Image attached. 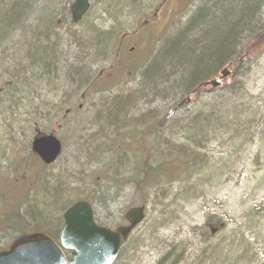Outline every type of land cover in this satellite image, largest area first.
<instances>
[{
    "label": "rangeland",
    "instance_id": "1",
    "mask_svg": "<svg viewBox=\"0 0 264 264\" xmlns=\"http://www.w3.org/2000/svg\"><path fill=\"white\" fill-rule=\"evenodd\" d=\"M89 1L87 16L74 25V0H34L33 15L23 25L28 31L0 42V87L10 81L11 89L18 90L14 101H0V214L14 211L16 217L14 223H0V235H8L0 251L24 231H45L38 227V208L50 197L47 188L59 186L67 188L59 225L44 226L55 240L65 210L89 196L97 223L111 229L125 224L130 208L146 206V220L124 246L119 264H156L183 242L194 255L206 245V226L216 232L222 228L226 237L245 232L264 263V39L251 38L249 61L236 77L229 67L218 69L208 81L219 80L225 69L231 76L219 89L208 86L185 104L177 78L165 94L169 86L150 91L147 84L163 77L160 59L169 61L173 38L207 0ZM259 11L264 25V0ZM31 30L65 62L44 76L25 70L31 63L24 62L21 43L35 42ZM34 76L41 78L35 82ZM125 104L130 109L125 111ZM50 107L55 111L49 112ZM211 107L222 124L238 117L229 131L228 125H218L214 134L202 133L197 189L181 194L179 185L136 186L139 161L150 165L151 152L165 159V142L172 148L187 144V132L177 135L180 127H188L187 114H210ZM171 113L172 125H164L159 117ZM57 129L62 154L47 167L31 145L38 133ZM151 147L146 155L144 148Z\"/></svg>",
    "mask_w": 264,
    "mask_h": 264
},
{
    "label": "trees",
    "instance_id": "2",
    "mask_svg": "<svg viewBox=\"0 0 264 264\" xmlns=\"http://www.w3.org/2000/svg\"><path fill=\"white\" fill-rule=\"evenodd\" d=\"M262 3L263 0H208L205 5L198 7L185 27L173 38L171 43L173 52H170L172 56L169 61L163 62L162 54L159 57V59L161 58L159 70L163 72V77L151 78L147 86H151L152 90L157 87L169 86L162 91L163 94L169 93L173 87L171 85V83L173 84L172 79L176 80L177 78L179 84L176 87L180 85L178 88L184 91L182 100L185 104H188L193 102L191 101L192 98L198 96L200 91L203 90L204 83L218 69L229 67L232 69L233 77H236L238 68L244 64V61H249L248 45L251 38L264 39V25H261L262 20L259 17ZM35 6L34 0H0V42L5 39L17 38L19 34L28 31L24 30L23 25L27 21V17L33 15ZM49 18L51 19V16ZM48 27L50 26L47 24ZM251 32L252 35L247 36ZM30 33L33 35L32 38L35 42L31 44L21 43V48L24 49L23 53H26L24 62L31 63L28 64L25 70L38 71L44 76L53 68H56V63H65L61 56H56L53 49L45 46V39L36 36L34 30H31ZM169 46L168 44L166 48ZM31 52L32 55L29 58ZM25 58H28L31 62ZM162 62L166 64L165 68ZM72 70L70 74L74 76L75 72ZM33 74L37 75V73ZM40 78V76H34L31 80L38 82ZM7 84L9 85L0 87V92L4 94L3 97L0 94V101L2 102L14 101L17 96L16 92L18 90L11 89L10 85H13L10 81ZM200 86L201 88H199ZM129 106L128 104L123 105L125 111L130 109ZM173 109L181 110L182 108ZM233 109L234 112L240 111L236 107H233ZM216 110V107H211L210 114L202 113L201 110H195L187 114L185 120L189 122L188 127H180L181 132L177 133V135L188 133V135L186 134V137L188 136L186 138L187 144L185 142L184 144L175 143L172 148L168 142H165L164 145L167 148L162 151L167 154L165 159H156V154L154 155L151 152L154 147L144 148L146 155L151 152L149 154L151 162H148L150 165L147 166L143 161H139L136 186L146 190L164 185H179L183 189L181 194L197 189L199 179L194 180V177L197 176L196 171L204 158L203 153L201 154L200 151L202 148L200 144L202 133L206 135L214 134L218 125L223 127L228 125L226 130L229 131L238 117L235 116L234 121L230 124H222L219 119L215 118L214 113ZM227 113L230 112L227 111ZM175 127L178 126L175 125ZM156 131L153 132L154 135ZM155 150L159 153V149L155 148ZM204 164L205 170L207 160L201 165ZM66 192L67 188L65 187L53 186L47 188L50 197H45L46 201L43 206L38 208L41 215L37 218L39 220L38 227L44 229L43 233L52 238H54L53 235L44 226L46 223L52 226L54 222L59 225L58 215L65 205L63 197ZM87 197L81 200H86L92 205L93 199ZM15 220L16 217L14 216L11 223H14ZM11 227L13 226L11 225ZM18 228L17 225L16 229ZM216 229L217 232L214 228L210 230L208 226L202 229L204 234L206 233L204 238L206 245L196 249L194 255L187 253V245L183 242L177 247H172L156 264H264L258 259L259 253L256 244H251L245 238V232L234 231L231 236L226 237L222 228H220V231L219 228ZM221 234V240L218 243H211L216 241L215 237ZM124 251L123 247L115 264H119L118 262L121 260ZM66 254L69 255V253Z\"/></svg>",
    "mask_w": 264,
    "mask_h": 264
},
{
    "label": "water",
    "instance_id": "3",
    "mask_svg": "<svg viewBox=\"0 0 264 264\" xmlns=\"http://www.w3.org/2000/svg\"><path fill=\"white\" fill-rule=\"evenodd\" d=\"M90 10L89 0H75L71 6L73 24H79ZM230 76L221 72L220 80ZM214 89L221 83L212 80L204 84ZM32 151L45 165H52L62 153V144L54 135L39 136L32 143ZM128 225L112 230L97 225L94 209L81 200L69 207L63 215L60 244L43 233L17 239L8 250L0 253V264H115L123 245L146 219V207L129 209L125 216ZM64 251L71 252L68 260Z\"/></svg>",
    "mask_w": 264,
    "mask_h": 264
},
{
    "label": "flooded vegetation",
    "instance_id": "4",
    "mask_svg": "<svg viewBox=\"0 0 264 264\" xmlns=\"http://www.w3.org/2000/svg\"><path fill=\"white\" fill-rule=\"evenodd\" d=\"M70 18H72L71 13H70ZM207 87H208V86H207ZM207 87H205V88H207ZM83 97H84V96H83ZM51 109H52L53 111H55V107H54V108H53V107H52V108L50 107V108H49V112H51ZM69 113H70V112H67L66 114H69ZM58 130H59V129L54 130L53 132H51L50 134H47V135H46V134H40V133H38L37 136L34 138V140H35L36 138H38L39 136L41 137V136L54 135V136L56 137V133H57ZM57 138H58V137H57ZM34 140H33V141H34ZM60 142H61L62 147H63V143H62L61 140H60ZM58 160H59V159H58ZM58 160H57V161H58ZM38 161L41 162L40 159H38ZM57 161H56V162H57ZM56 162H55V163H56ZM53 164H54V163H53ZM53 164H52V165H53ZM52 165H49V166H47V167H50V166H52ZM14 216H15L14 211H13L11 214H10L9 212H8V213H6V212H2V214H0V223L2 222V224H3L4 226L7 225V224H10L11 221H12V218H13ZM10 229H13V227L10 226ZM25 233H26V232L24 231V232H23L20 236H18L16 239H18V238H20V237H22V236H24V235L31 234V233H26V234H25ZM0 237H1V238H0V244H3V243L6 244V241H5V240L8 239V238H7L8 235L1 234ZM16 239H15V240H16ZM58 239H59V238H58ZM10 240H11V239H10ZM15 240H14V241H15ZM14 241H13V242H14ZM13 242H12V243H13ZM12 243H10L8 247H5V249H3V250H1V251H4V250L8 249ZM1 251H0V252H1Z\"/></svg>",
    "mask_w": 264,
    "mask_h": 264
},
{
    "label": "bare ground",
    "instance_id": "5",
    "mask_svg": "<svg viewBox=\"0 0 264 264\" xmlns=\"http://www.w3.org/2000/svg\"><path fill=\"white\" fill-rule=\"evenodd\" d=\"M208 1V0H207ZM205 5V4H204ZM150 88H149V90L151 91L152 90V88H151V86H149ZM159 118H162L163 120V122H164V124L165 125H169V124H171L172 125V123H173V121H172V119H173V113H171V114H168V115H166V114H164V115H162L161 117H159ZM35 213H37V212H35ZM65 213V212H64Z\"/></svg>",
    "mask_w": 264,
    "mask_h": 264
}]
</instances>
